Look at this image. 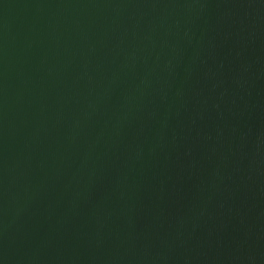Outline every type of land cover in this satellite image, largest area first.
Segmentation results:
<instances>
[{"label":"water","instance_id":"obj_1","mask_svg":"<svg viewBox=\"0 0 264 264\" xmlns=\"http://www.w3.org/2000/svg\"><path fill=\"white\" fill-rule=\"evenodd\" d=\"M0 264H264V0H0Z\"/></svg>","mask_w":264,"mask_h":264}]
</instances>
